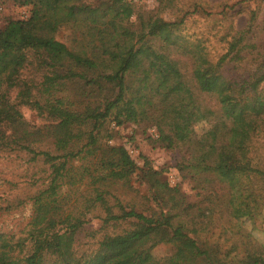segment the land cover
<instances>
[{
	"label": "trees",
	"instance_id": "obj_1",
	"mask_svg": "<svg viewBox=\"0 0 264 264\" xmlns=\"http://www.w3.org/2000/svg\"><path fill=\"white\" fill-rule=\"evenodd\" d=\"M12 1L30 7V15L0 25V152L41 158L50 173L46 187L31 199L32 217L17 242L20 253L29 249L14 256L12 243L0 234V264H264V244L239 228L241 220L264 215V169L253 163L248 144L264 126V45L247 76L233 80L222 72L228 62L242 63L247 48L255 51L247 39L255 11L248 28L236 32L227 51L212 62L200 44L173 38L179 23L148 20L130 30L134 9L126 0ZM65 26L74 33L70 47L55 39ZM172 47L191 57L197 91L214 97L218 112L201 106ZM29 65L41 72L34 85L40 97L31 106L38 116L51 118L38 127L9 97L22 86L20 73ZM69 84L77 85L76 93L68 91ZM211 118L216 124L196 140L194 125ZM107 119L116 126L149 121L167 148L192 142L187 174L194 188L206 184L205 202L185 201L146 163L141 178L160 211L147 216L117 199L109 202L110 188L128 183L138 167L124 146L99 141ZM47 141L55 154L38 148ZM98 212L101 228L129 226L67 259L61 245H73L76 232ZM216 215L225 222L222 243L207 236ZM159 244L171 247L163 258L153 254Z\"/></svg>",
	"mask_w": 264,
	"mask_h": 264
},
{
	"label": "rangeland",
	"instance_id": "obj_2",
	"mask_svg": "<svg viewBox=\"0 0 264 264\" xmlns=\"http://www.w3.org/2000/svg\"><path fill=\"white\" fill-rule=\"evenodd\" d=\"M133 5L134 14L127 22V27L132 31H138L143 21L161 19L168 22L179 23L178 31L173 38L181 43L200 44L203 53H206L212 62H216L226 51L232 36L239 30L249 26V16L255 11L256 20L247 36L251 45L244 52L245 60L228 62L222 72L228 79L239 80V77L247 76L253 71L254 57L257 51L264 45V0H126ZM29 12L30 7H19L12 0H0V25L8 19H20L23 11ZM55 39L66 46L74 45V33L70 27H61L55 34ZM249 43V42H248ZM155 45V41H152ZM173 58L177 61L179 69L198 96V101L204 108L218 112V103L212 96L199 94L194 83L192 71L193 60L184 51L175 47L171 48ZM177 51V52H175ZM230 55L229 57H231ZM256 63V62H255ZM41 72L35 66L29 65L20 73L22 86L9 91L11 101L17 103L24 119L34 126H43L51 122L49 116H38L32 108L31 102L39 99L35 84L41 81ZM68 91L76 93L77 85H68ZM217 120H203L193 127V136L200 139L209 131ZM99 141L103 144L122 145L135 161L138 171L128 183H118L110 188L113 196L108 200L112 204L117 199L127 209L149 216L153 212H159V207L152 201L147 183L141 178L140 169L151 167L158 172L159 178L166 182L170 188H175L185 197L187 202H197L198 205L205 202L208 194L205 183L194 188V183L188 176L190 169L186 168L189 156L193 149V143H177L172 148H167L158 140L159 133L151 122L139 124L124 123L116 126L111 119H107L100 129ZM249 150L253 163L260 169H264V126H262L251 138ZM40 150H48L55 154L50 142L38 145ZM79 163L77 160L74 165ZM185 167L183 170L180 168ZM50 168L41 158L34 161L24 152H0V234H3L12 243L14 256L23 255L28 249L25 247L20 253V245L17 242L25 237V230L33 213L32 197L48 184ZM74 191L76 187H73ZM69 187L64 186L63 192L67 193ZM220 194L223 192L216 187ZM77 192V191H76ZM81 188L79 193H83ZM100 212L92 216L89 221L76 232L73 245L63 243L61 248L67 259L88 253L96 248L98 241L105 234L118 233L127 228L126 223L114 226L109 224L103 228L101 220L96 217ZM218 214V213H217ZM216 223L211 224L206 231L212 241L221 243L225 239L221 235V226L225 223L219 215L215 216ZM239 228L244 234H251L252 238L264 244V215H259L253 221L241 220ZM221 238L218 239V236ZM228 245V244H226ZM27 246V245H26ZM171 250L168 244H159L153 249L157 258H163Z\"/></svg>",
	"mask_w": 264,
	"mask_h": 264
},
{
	"label": "built area",
	"instance_id": "obj_3",
	"mask_svg": "<svg viewBox=\"0 0 264 264\" xmlns=\"http://www.w3.org/2000/svg\"><path fill=\"white\" fill-rule=\"evenodd\" d=\"M29 15H30L29 12H27V11L25 10V11L22 12V15H21L20 19H25V18H27Z\"/></svg>",
	"mask_w": 264,
	"mask_h": 264
}]
</instances>
